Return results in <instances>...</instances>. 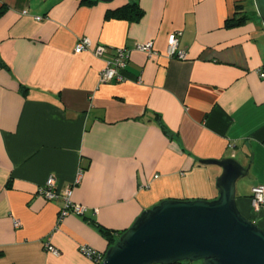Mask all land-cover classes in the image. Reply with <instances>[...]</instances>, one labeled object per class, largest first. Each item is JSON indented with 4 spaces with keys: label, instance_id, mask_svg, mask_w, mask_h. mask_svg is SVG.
Instances as JSON below:
<instances>
[{
    "label": "crops",
    "instance_id": "obj_1",
    "mask_svg": "<svg viewBox=\"0 0 264 264\" xmlns=\"http://www.w3.org/2000/svg\"><path fill=\"white\" fill-rule=\"evenodd\" d=\"M130 2L138 20L108 17ZM0 8V264H93L80 246L105 252L101 228L124 232L166 199L217 198L222 168L198 159L250 167L237 205L264 229V206L250 200L264 184V25L254 0H0ZM173 32L186 60L166 55ZM82 37L129 49L124 81H100L105 59L76 53ZM146 41L159 56L135 49ZM80 170L72 198L88 210L58 221L64 200L38 189L52 176L70 186Z\"/></svg>",
    "mask_w": 264,
    "mask_h": 264
},
{
    "label": "water",
    "instance_id": "obj_2",
    "mask_svg": "<svg viewBox=\"0 0 264 264\" xmlns=\"http://www.w3.org/2000/svg\"><path fill=\"white\" fill-rule=\"evenodd\" d=\"M254 5L264 25V0ZM198 160L222 168L218 197L166 199L142 211L108 247L101 264H264V229L237 205V183L250 167L235 157Z\"/></svg>",
    "mask_w": 264,
    "mask_h": 264
},
{
    "label": "built area",
    "instance_id": "obj_3",
    "mask_svg": "<svg viewBox=\"0 0 264 264\" xmlns=\"http://www.w3.org/2000/svg\"><path fill=\"white\" fill-rule=\"evenodd\" d=\"M41 20L42 17H36ZM180 32H173L168 36L166 55L168 58L178 60H186L187 54L184 49L179 47ZM135 49L148 54L149 57H157L160 51L154 46L153 41L138 42L135 44ZM84 51H91L98 57L105 59V67L100 74V81L102 83L121 82L125 80L124 71L128 65L130 58V51L126 47L110 48L104 45H95L89 37H82L75 46L76 53ZM259 73L264 76V66L259 70ZM83 177V171L80 170L74 181L70 186L60 189L57 186L55 177H49L45 184L39 187L38 194L47 200H55L62 198L65 202L64 206L60 209L58 221H62L70 214L84 215L88 210L85 205L73 201L74 186L79 184ZM251 203L255 208L264 206V184L257 185L252 188ZM15 227H20L19 220H15ZM46 250L59 254V250L55 248L50 242L44 243ZM80 252L88 257L93 264H101L105 256V252L99 251L89 245L80 246Z\"/></svg>",
    "mask_w": 264,
    "mask_h": 264
},
{
    "label": "trees",
    "instance_id": "obj_4",
    "mask_svg": "<svg viewBox=\"0 0 264 264\" xmlns=\"http://www.w3.org/2000/svg\"><path fill=\"white\" fill-rule=\"evenodd\" d=\"M101 0H81L82 4H93L96 2H99ZM4 13V8H0V16ZM142 16V10L140 6L138 5L137 2H130L116 10L108 12V17H115L119 19H125V20H138ZM246 19V16H242L239 18H233L231 20H228L226 25L227 26H234L238 25L244 22ZM102 234L105 236V238L108 240V245L111 246L113 245L119 236L123 233H117L114 234V231L106 229V228H101L100 229ZM178 264H201V262H194L191 263L189 261H184Z\"/></svg>",
    "mask_w": 264,
    "mask_h": 264
},
{
    "label": "rangeland",
    "instance_id": "obj_5",
    "mask_svg": "<svg viewBox=\"0 0 264 264\" xmlns=\"http://www.w3.org/2000/svg\"><path fill=\"white\" fill-rule=\"evenodd\" d=\"M255 6V5H254ZM255 11H256V8H255Z\"/></svg>",
    "mask_w": 264,
    "mask_h": 264
}]
</instances>
